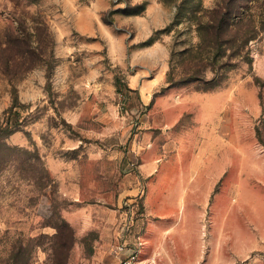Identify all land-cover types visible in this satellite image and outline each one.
Segmentation results:
<instances>
[{
	"label": "rangeland",
	"instance_id": "374dc122",
	"mask_svg": "<svg viewBox=\"0 0 264 264\" xmlns=\"http://www.w3.org/2000/svg\"><path fill=\"white\" fill-rule=\"evenodd\" d=\"M220 1L0 0V123L17 126L0 134V264H117L115 244L143 246L147 183L173 185L188 160L210 183L193 204L201 222L183 219L200 233L195 264H264V249L244 251L264 244V0L234 1L254 38L197 108V117L224 109L223 134L198 138L176 130L190 115L175 124L167 103L154 109L169 87L205 91L167 78L178 80V52L196 44V21Z\"/></svg>",
	"mask_w": 264,
	"mask_h": 264
},
{
	"label": "crops",
	"instance_id": "0c3cea01",
	"mask_svg": "<svg viewBox=\"0 0 264 264\" xmlns=\"http://www.w3.org/2000/svg\"><path fill=\"white\" fill-rule=\"evenodd\" d=\"M188 92L191 97H187ZM209 93H216V91H200L191 88L190 85L169 87L159 94L158 100L154 102V109L156 110L159 108V111H163L161 109V103H167L164 105L166 109L168 107L169 111L175 110V121H172V116L169 114L170 123L175 124L179 123L181 116L190 115L192 117L191 120H189L190 122L188 121L187 124L181 123L182 125L176 128V130H181L182 132L194 130L195 133L199 135L198 138H203L201 136L209 133L210 130H212L210 134L214 136L220 132L223 134L224 109L217 115H210L209 111L206 112L205 110H201L197 117V108L201 107L205 99L209 96ZM169 94L177 96L174 102L167 97ZM187 107H190V109H187ZM214 122H216V125H213ZM185 140L186 138L181 139L182 143H184ZM183 150L185 153V149ZM258 155L264 158V153ZM154 162L155 159H152L151 162H147V164L143 165L142 170L146 172L147 175L157 172L154 171ZM181 166L180 175L171 182L173 185H169L168 183L167 188L164 186L163 189H159L157 186L158 184L155 182L151 183L152 179L147 183L146 189L144 190L143 204L146 222L143 227V230H145L143 235V246L139 249V257L143 264H195L200 256L198 251H196V258L194 254L191 253L194 242L192 230H197V236H199L200 233L198 228L196 226L193 229L190 228L187 226V223L183 222V219L187 220L193 218V220L196 221L195 225L201 222L200 219L203 215V210L201 207L193 208V204L204 202L209 193L210 183L208 182V173L206 168H203L202 165H197V163H192L191 161L189 162V160L188 163L185 165L181 164ZM224 175V169L222 167H217L211 175L212 183L218 180V184ZM233 188L239 192L240 182L234 184ZM157 189L161 192V197L158 198L157 204H155L152 203V199L156 196ZM251 196L252 194L248 201L252 199ZM184 202L188 204V211L186 210V213L182 211L181 213L180 206L178 205ZM259 203L260 207H264V201H260ZM260 216L257 215V218L260 219ZM258 248L264 249V244L257 247L248 245L244 251Z\"/></svg>",
	"mask_w": 264,
	"mask_h": 264
},
{
	"label": "trees",
	"instance_id": "16d2710c",
	"mask_svg": "<svg viewBox=\"0 0 264 264\" xmlns=\"http://www.w3.org/2000/svg\"><path fill=\"white\" fill-rule=\"evenodd\" d=\"M234 1L221 0L211 9L203 11L201 18L196 21L198 37L196 44L188 45L178 52L180 63H184L178 80L175 82L168 76L167 82L170 84L198 82L204 85L202 89L205 91L221 84L226 73L234 66L231 59L238 53V48L255 35L251 19L244 21L234 12L232 6ZM243 24H246L245 28ZM239 41L240 44H237ZM227 49L230 50L229 53ZM216 64L218 69L214 68ZM208 70H217L215 78H206ZM11 101L15 106L17 97L12 96ZM16 127V123L8 117L0 123L1 136L11 133Z\"/></svg>",
	"mask_w": 264,
	"mask_h": 264
},
{
	"label": "built area",
	"instance_id": "2783aa9c",
	"mask_svg": "<svg viewBox=\"0 0 264 264\" xmlns=\"http://www.w3.org/2000/svg\"><path fill=\"white\" fill-rule=\"evenodd\" d=\"M114 249L120 254L117 264H143L139 257V248L120 243L115 244Z\"/></svg>",
	"mask_w": 264,
	"mask_h": 264
}]
</instances>
